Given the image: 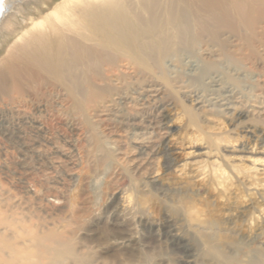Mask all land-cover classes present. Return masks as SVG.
<instances>
[{"label": "rangeland", "instance_id": "obj_1", "mask_svg": "<svg viewBox=\"0 0 264 264\" xmlns=\"http://www.w3.org/2000/svg\"><path fill=\"white\" fill-rule=\"evenodd\" d=\"M22 3L24 13L36 14ZM255 68L259 80L240 87L236 106L209 104L195 120L184 108L195 107L192 98L167 94L161 102L170 159L157 142L153 163L141 169L109 167L116 153L107 160L93 132L63 108L20 113L0 99V207L26 216L22 223L38 222V232L64 236L94 264H219L203 254L214 245L264 264V60ZM228 85L201 94L223 97ZM113 116H91L98 138L117 136ZM77 195L88 216H71ZM136 198L140 207L128 210ZM148 220L153 231L143 230Z\"/></svg>", "mask_w": 264, "mask_h": 264}, {"label": "bare ground", "instance_id": "obj_2", "mask_svg": "<svg viewBox=\"0 0 264 264\" xmlns=\"http://www.w3.org/2000/svg\"><path fill=\"white\" fill-rule=\"evenodd\" d=\"M23 1L0 0L1 101L20 113L65 109L93 132L107 160L116 153L109 164L115 171L152 164L157 142L166 148L161 100L167 94L192 98L195 107L184 108L195 120L194 112L209 104L232 109L240 87L259 80L251 73L264 60V0H25L36 14L24 13ZM224 83L223 97L201 94ZM107 114L121 126L117 136L102 140L91 116ZM164 155L168 161L167 149ZM81 202L70 209L72 217L90 214ZM140 204L136 198L128 210ZM6 212L0 207V264L95 263L64 236L38 232V222L22 223L26 216L21 221ZM143 226L155 227L149 220ZM203 254L219 264H259L218 245Z\"/></svg>", "mask_w": 264, "mask_h": 264}]
</instances>
